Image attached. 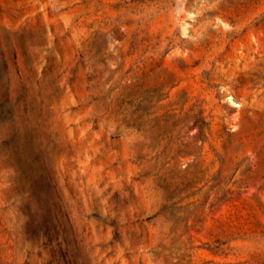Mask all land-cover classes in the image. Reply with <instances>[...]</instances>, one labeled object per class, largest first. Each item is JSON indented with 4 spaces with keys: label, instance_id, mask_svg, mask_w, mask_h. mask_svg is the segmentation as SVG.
I'll return each instance as SVG.
<instances>
[{
    "label": "rangeland",
    "instance_id": "1",
    "mask_svg": "<svg viewBox=\"0 0 264 264\" xmlns=\"http://www.w3.org/2000/svg\"><path fill=\"white\" fill-rule=\"evenodd\" d=\"M0 264H264V0H0Z\"/></svg>",
    "mask_w": 264,
    "mask_h": 264
}]
</instances>
